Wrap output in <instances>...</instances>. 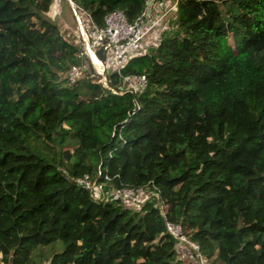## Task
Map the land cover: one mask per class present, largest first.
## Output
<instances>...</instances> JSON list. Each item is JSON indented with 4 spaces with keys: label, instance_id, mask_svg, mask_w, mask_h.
I'll list each match as a JSON object with an SVG mask.
<instances>
[{
    "label": "trees",
    "instance_id": "16d2710c",
    "mask_svg": "<svg viewBox=\"0 0 264 264\" xmlns=\"http://www.w3.org/2000/svg\"><path fill=\"white\" fill-rule=\"evenodd\" d=\"M71 1L102 26L149 0ZM170 1L106 88L78 31L47 17L53 0H0V264H41L34 249L57 240L47 264H199L166 221L205 264H264V0ZM126 75L146 86L129 92ZM98 172L107 195L157 190L164 216L156 198L92 197L81 180Z\"/></svg>",
    "mask_w": 264,
    "mask_h": 264
},
{
    "label": "built area",
    "instance_id": "2783aa9c",
    "mask_svg": "<svg viewBox=\"0 0 264 264\" xmlns=\"http://www.w3.org/2000/svg\"><path fill=\"white\" fill-rule=\"evenodd\" d=\"M153 2H155V0H149L142 16L138 17L133 22L127 21L120 10H114L104 16L102 26H97L86 11L69 0V4L76 20L78 38L84 47V51L87 54L93 69L95 65L91 59V52H93L99 60V67L102 68L101 72L105 79V73L107 71L116 72L121 75V68L124 66L126 59L139 49H143L142 43L146 40L147 36L149 34L157 36L160 33L158 31V27L161 26L160 22H157L156 18L154 19L150 16ZM100 47H104L107 51V57L104 60L100 59L97 54ZM82 70L83 65H72L66 72L68 83L71 84L75 82L79 78ZM121 79L123 85L126 86V89L129 92L139 91L146 86V78L143 75H126L122 76ZM98 81L101 83L100 76ZM102 85L106 88H110L107 79ZM99 174L100 172H98L92 179L88 175H84L81 180L92 197L123 201L132 207H139L149 199L156 198L157 204L160 207L161 215L164 216L163 201L157 190H149L146 187L132 188L123 186L114 189L109 195H107L102 191L105 182L98 181ZM105 178L108 179L107 176H105ZM165 226L167 231L180 243L186 244L196 252L195 256L198 258L199 264H205L204 258L201 255L197 244L189 241L185 237L179 224L166 221Z\"/></svg>",
    "mask_w": 264,
    "mask_h": 264
},
{
    "label": "rangeland",
    "instance_id": "374dc122",
    "mask_svg": "<svg viewBox=\"0 0 264 264\" xmlns=\"http://www.w3.org/2000/svg\"><path fill=\"white\" fill-rule=\"evenodd\" d=\"M164 5H165V8H163V10L160 12V14H158V16H154L153 13L150 15L151 18H154V19L156 18L157 22H160L161 28L167 27L168 22L174 17L173 16L174 13L172 14V12L174 11V7H173L175 5L174 2L167 0L165 1ZM150 13H151V10H150ZM47 17L52 22L56 23L60 27L61 30L65 31V28L70 30L71 32L70 34H72V36L75 35L74 33H77V27L75 25L73 15L69 7V0H53V6L51 7V11L48 12ZM93 55L95 54L93 53ZM101 70H102L101 67L96 68L94 66L93 71L96 72L100 76V81L103 84L104 81H106V79L104 78ZM62 249H63V243L60 240H57L48 245L37 247L36 249H34L32 256H34V258H36L38 262L40 261L41 264H47L46 260L49 257H51L53 253L59 252Z\"/></svg>",
    "mask_w": 264,
    "mask_h": 264
},
{
    "label": "bare ground",
    "instance_id": "6f19581e",
    "mask_svg": "<svg viewBox=\"0 0 264 264\" xmlns=\"http://www.w3.org/2000/svg\"><path fill=\"white\" fill-rule=\"evenodd\" d=\"M91 59H92V62L94 63L95 67L96 68H99L100 66V62L99 60L97 59V57L95 55H93V53L91 52ZM99 71V70H98Z\"/></svg>",
    "mask_w": 264,
    "mask_h": 264
}]
</instances>
